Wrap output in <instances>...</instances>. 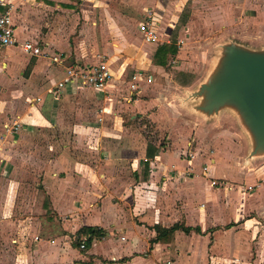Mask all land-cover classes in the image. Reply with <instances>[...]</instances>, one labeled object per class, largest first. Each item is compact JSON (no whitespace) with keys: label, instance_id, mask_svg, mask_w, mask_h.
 <instances>
[{"label":"crops","instance_id":"obj_1","mask_svg":"<svg viewBox=\"0 0 264 264\" xmlns=\"http://www.w3.org/2000/svg\"><path fill=\"white\" fill-rule=\"evenodd\" d=\"M158 1L0 0V9L11 5L19 41L31 40L63 58L57 63L19 46L0 48V260L23 248L44 264H74L64 261L67 254L60 258L57 253V247L67 249L60 238L70 228L88 225L104 232L90 245L105 239L108 250L102 246L99 252L112 254L107 264H264L263 180L256 188L234 190L214 188L205 176L215 191L205 194L204 201H195L197 193L189 187L197 157L207 155L213 165L221 155L211 143L222 133L204 131L197 115L181 113L183 90L202 77L181 81L166 72V64L155 62L159 44L141 38L139 20L151 6L146 4ZM193 23L186 22L179 37L174 38V29L164 37L177 46L175 53H167L166 63L173 61L171 67L182 76L193 71L190 62L175 63L191 42ZM234 23L233 18L222 21L220 36L245 34ZM263 32L264 20L251 35L260 39ZM103 55L113 74L103 90L66 86L61 98L48 91L65 64L92 63ZM133 74L139 89L130 100ZM160 81L164 89L158 88ZM72 102L74 120L65 112ZM146 120L170 126L164 144L144 136ZM225 139L238 149L229 136ZM228 168L223 178H234ZM139 183L154 186L155 201L135 187ZM175 223L189 230L177 228L155 240V225ZM68 245L73 247L71 241ZM90 245L89 255L95 252Z\"/></svg>","mask_w":264,"mask_h":264},{"label":"rangeland","instance_id":"obj_2","mask_svg":"<svg viewBox=\"0 0 264 264\" xmlns=\"http://www.w3.org/2000/svg\"><path fill=\"white\" fill-rule=\"evenodd\" d=\"M159 1L156 7L161 11V22L159 23L158 27L160 38L166 36H168L169 38L170 33L173 29L175 31L174 38L179 37L183 33L182 26L190 20L194 22V32L191 37V42L189 44L185 43V46H183L184 48L180 51V58H177V62H175L176 64H180V61L182 62L183 60L186 62H190L192 63V65H190L189 67L193 69V71L186 70L187 73H185V76H182L184 72H178V70H176L178 68H172L171 63H173V61L169 60H167L165 67H163L166 72H170V74L172 73V75H176V77L181 81L185 79L191 80L195 75L199 76L200 70L203 68L202 65L205 63L206 59L209 57H212L214 60L218 59L223 55V44L231 43V41H238L242 44H245L246 48L249 47L248 49L253 51L264 50V45H261L259 49H257L255 46H251L254 38V36L251 34L256 33L260 29V26L264 20V0H251L250 3H245L246 0H161L162 3H159ZM146 5L154 6V2H149ZM7 8L10 10L11 5H9ZM14 12V10H11V14ZM231 18H233V21L235 22L232 26L236 30L238 29V33H245L243 35H240V39L235 38L229 40L220 36L219 32L221 31V28H219L218 26L222 23V21L229 20ZM136 20L137 19H135V22ZM18 37L21 36L18 35ZM263 37L264 32L262 33V38ZM141 40L142 39H139V41L137 42L139 46L142 43ZM143 48L148 53L147 47L144 46ZM125 54L132 55L131 53ZM100 60H106L104 55L100 58ZM158 74H161L163 76L162 71ZM158 85L159 89L165 88V85L162 81H160ZM198 86V84L192 85L191 91L196 90ZM80 88L83 87L76 88V91L81 90ZM204 97L205 96L203 94H200V96L197 97H191L188 93L181 101V106L187 110H190L191 108V111H193L194 114L198 115V122L203 121L207 123H215L217 119L221 120L220 116L223 112L226 116H228V118H230L231 121L229 122L230 124L223 123V125H217L213 130H210V133H222V138L213 140V142L211 143L217 146L219 148V151L221 152V155L216 157L215 163L211 165L212 162L208 160L207 155L197 157L194 163V176L196 178L193 180L192 185L189 187L194 189L197 193L195 201H204L205 194L207 195L208 192H211V190L215 191V189L213 190L207 185L209 178H214L218 182H221V184L219 183L217 185H214V188L227 187L234 190H243L249 188L250 190L252 188H256L261 180H263L264 185V147L258 149V151H256L254 154L251 153L254 147L253 135L248 126L244 124L245 122L241 119L239 113L237 112V109L233 105H222L221 112L217 115L214 114L213 116L205 115L195 110L193 107L194 105H198V107L200 108V106L205 103ZM121 98L122 97H118V101ZM26 99L28 101L29 97H27ZM61 102L62 101H59V103ZM70 107L67 108L68 110H65V112L70 116V118L72 116V120H74L73 102L71 103ZM194 110L197 112H195ZM158 122H160V124ZM169 127L170 126L168 124L162 123L161 121H149L147 122V128L145 132H143V134L144 136L146 135V137L151 142H159L164 144V142L166 141V136L170 134ZM205 128L206 127H203V130ZM59 134L60 133L58 132V135ZM51 135H48L49 139L55 137L57 133H54L53 137ZM227 136L230 137L229 141L232 144L238 145L237 150L236 148H232V150L231 146L227 144L228 140L225 139V137ZM57 138H60V136H58ZM211 152H213V150ZM210 157H214V155ZM188 158H190V156H188ZM178 159H180L181 161L184 160L182 158ZM179 165L183 166L184 163L180 162ZM227 165L230 168L232 167L234 178H223L224 175L222 173L226 174L224 171H227L229 169ZM206 167L208 169H206ZM216 167L220 169H217L215 172L213 171V169H215ZM205 170L208 171L207 175L205 173ZM260 173L263 174L262 179L258 178V175ZM205 176H207L208 179ZM247 179H253L254 181H246ZM135 187L144 189L145 194H147L148 198H150L149 202L156 200V189H154V186H143L139 183ZM172 203H174V201ZM178 204L179 203H177V205ZM262 205H264V202L262 203ZM76 231L77 229L73 228V230H71L70 228L62 234L60 243L62 245V242H65L64 246H67V249L65 252V250L57 247V253H61L60 258L65 257L67 254L68 257H66L64 261H74V264H107L112 261L109 258L112 255L111 253L105 255L99 252L104 251L102 249V246H104L106 251L108 250L107 244H105V239L101 238L99 240L93 241V243L90 245V248L93 247L92 251L95 252L91 255L85 252L89 247L86 250L82 251L78 248L70 247L68 244H70V241L74 240L72 238V235H76ZM115 236L116 235H112L114 239H116ZM58 242L59 239L55 241V243ZM27 251L28 250L22 248V250L19 251V256L17 254H13L11 251H8L4 254V258L1 257L3 259L0 260V264H44V262L42 261L33 259L34 253L32 251ZM87 251H89V249ZM103 255L106 258H103ZM16 256H18V258Z\"/></svg>","mask_w":264,"mask_h":264},{"label":"water","instance_id":"obj_3","mask_svg":"<svg viewBox=\"0 0 264 264\" xmlns=\"http://www.w3.org/2000/svg\"><path fill=\"white\" fill-rule=\"evenodd\" d=\"M222 37L229 40L241 38L235 34ZM261 45H264V37L253 38L252 47L259 49ZM248 48L238 41L223 44V55L215 60L212 57L206 59L199 75L202 82L194 83L199 85L194 91L183 90L181 101L188 93L191 97L203 94L205 103L200 108L198 105L193 107L202 114L211 116L219 114L222 105H233L253 135L254 147L251 153L254 154L264 147V50L253 51ZM214 64L216 66L213 69ZM181 101V113L194 114L191 108H183ZM220 119L215 123L201 121V124L210 130L223 123L230 124L231 120L224 112Z\"/></svg>","mask_w":264,"mask_h":264},{"label":"built area","instance_id":"obj_4","mask_svg":"<svg viewBox=\"0 0 264 264\" xmlns=\"http://www.w3.org/2000/svg\"><path fill=\"white\" fill-rule=\"evenodd\" d=\"M162 3L160 0L159 3ZM155 6H147L139 20V30L142 38L147 43L160 44L168 41L167 38H160L158 33L159 23L161 22L160 10ZM183 42L182 39H178V45ZM6 46H19L24 52L33 56H49L50 60L57 63H62L63 58L58 54H48L46 51L35 42L25 39L19 41L15 33V25L10 15L8 8L0 9V48ZM113 74L108 66L107 60H100L95 63H78L71 61L64 65V72L62 77L49 87L48 91L57 97H62L66 92V86L75 88L86 87L95 91L103 90L109 85ZM151 79V75H147V80ZM138 75L133 74L131 81L129 82V90L131 95L129 99H132V94L136 93L139 89L137 83ZM35 100H39L36 97ZM12 129H17V123L13 125ZM221 184L216 179L212 178L210 185L214 186ZM37 238V236H35ZM75 238V235H72ZM89 235H83L80 237L79 248H84Z\"/></svg>","mask_w":264,"mask_h":264},{"label":"trees","instance_id":"obj_5","mask_svg":"<svg viewBox=\"0 0 264 264\" xmlns=\"http://www.w3.org/2000/svg\"><path fill=\"white\" fill-rule=\"evenodd\" d=\"M176 50H177V46L175 43H167V42L160 43L154 53L155 62L158 64L165 65L167 53H175ZM177 228H182L184 231L189 230L188 227H184L178 223H175L169 228H164V227H161L160 225H155L154 229L157 232V236L155 240L158 239L163 234L171 233L173 230ZM83 235H89V238L86 241L85 247L81 249L79 248V243H80V237ZM103 235H104V232L102 228H99L97 226L83 225L79 227V229L76 231L75 238L74 240L71 241V246L78 248L81 251L86 250L94 238H100Z\"/></svg>","mask_w":264,"mask_h":264},{"label":"bare ground","instance_id":"obj_6","mask_svg":"<svg viewBox=\"0 0 264 264\" xmlns=\"http://www.w3.org/2000/svg\"><path fill=\"white\" fill-rule=\"evenodd\" d=\"M215 66H216V65L214 64L212 68L214 69V68H215Z\"/></svg>","mask_w":264,"mask_h":264}]
</instances>
